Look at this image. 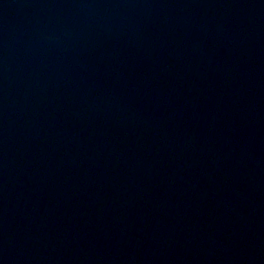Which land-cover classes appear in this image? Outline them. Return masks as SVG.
Here are the masks:
<instances>
[{"label":"water","instance_id":"water-1","mask_svg":"<svg viewBox=\"0 0 264 264\" xmlns=\"http://www.w3.org/2000/svg\"><path fill=\"white\" fill-rule=\"evenodd\" d=\"M0 264H264V0H0Z\"/></svg>","mask_w":264,"mask_h":264}]
</instances>
